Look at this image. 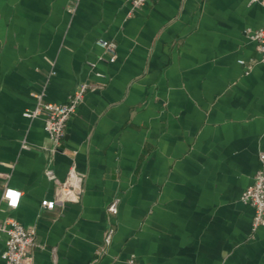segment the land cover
<instances>
[{
	"label": "crops",
	"instance_id": "crops-1",
	"mask_svg": "<svg viewBox=\"0 0 264 264\" xmlns=\"http://www.w3.org/2000/svg\"><path fill=\"white\" fill-rule=\"evenodd\" d=\"M263 24L264 0H0V221L36 229L27 264H264L242 200L264 151V63L246 30ZM82 84L53 153L44 116L25 112ZM48 166L84 174L80 203L45 206Z\"/></svg>",
	"mask_w": 264,
	"mask_h": 264
},
{
	"label": "built area",
	"instance_id": "built-area-1",
	"mask_svg": "<svg viewBox=\"0 0 264 264\" xmlns=\"http://www.w3.org/2000/svg\"><path fill=\"white\" fill-rule=\"evenodd\" d=\"M258 0H252L257 2ZM149 0H131L132 10H138L147 5ZM73 11V8L71 9ZM247 37L255 42L260 59L256 63H264V24L257 30H246ZM100 46L104 49L105 61L115 63L118 58V44L113 41H101ZM241 60L240 64L245 65ZM255 63V62H254ZM255 63V64H256ZM89 84H82L64 104H53L43 100L42 95H35L37 106L34 110L25 112V116L31 119L44 116L45 130L51 141L50 151L59 152L66 135L68 122L78 107L83 103L89 90ZM260 169L255 176L254 183L244 192L242 200L254 208L252 231L256 232L264 227V151L259 155ZM45 176L55 186L54 198L45 203V206L53 209L66 204H78L84 194V174L80 173L75 166H72L65 179H60L54 168L48 166ZM21 192L7 188L3 194V200L11 209L18 208ZM120 198H115L108 206V213L115 217L119 213ZM0 233L5 234L6 250L3 254L5 264H27L31 249L36 246L37 232L35 228L26 227L14 219L0 221ZM116 229L113 225L106 230L104 244L100 255H104L107 248L112 244ZM127 264H140L135 257H130Z\"/></svg>",
	"mask_w": 264,
	"mask_h": 264
}]
</instances>
